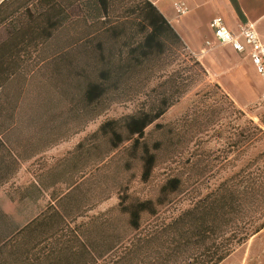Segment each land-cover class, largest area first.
I'll list each match as a JSON object with an SVG mask.
<instances>
[{
    "label": "trees",
    "instance_id": "obj_1",
    "mask_svg": "<svg viewBox=\"0 0 264 264\" xmlns=\"http://www.w3.org/2000/svg\"><path fill=\"white\" fill-rule=\"evenodd\" d=\"M5 27L11 37L0 43V75L14 80L19 55H27L29 79L42 73L51 83L47 92L33 90L51 118L59 83L67 84L66 94L77 92L67 113L88 110L85 125L107 109L104 103L134 104L132 114L105 121L79 143L80 158L88 155L87 168L78 162L80 173L93 177L95 165L129 143V152L140 150V182L148 183L163 154L161 142H147L146 129L163 130L156 122L208 76L158 9L148 0H4ZM195 97L198 106L178 121L186 125V170L167 176L155 198L121 200L91 217L53 212L9 232H1L0 213V264H220L262 231L264 119L248 118L216 84ZM13 109L22 110L17 102ZM38 113L29 122H38ZM12 125L21 122L0 121V131ZM31 131L64 133L52 126ZM211 141L219 146L213 158L205 150Z\"/></svg>",
    "mask_w": 264,
    "mask_h": 264
},
{
    "label": "crops",
    "instance_id": "obj_2",
    "mask_svg": "<svg viewBox=\"0 0 264 264\" xmlns=\"http://www.w3.org/2000/svg\"><path fill=\"white\" fill-rule=\"evenodd\" d=\"M148 1L180 36L207 75L220 76L216 83L228 91L227 95L237 106H249L259 101L264 83L251 62L228 46L208 50L205 42L213 41L209 22L215 16L222 17L232 33H237L242 25L254 24L264 39V0ZM178 2L188 8V13L182 17H177L173 9ZM9 106L12 107L10 116ZM9 106L6 118L3 116L0 121L9 124L18 119L21 126L12 125L10 129L0 131V196H5L8 206L5 213L0 212L5 219L1 223V232L26 226L53 212L62 215L65 210L68 214H77L72 210L79 208L78 195L88 193L90 175L87 171L80 173L82 170L78 166L81 154L78 145L84 138L31 131L26 125L30 121L29 109L25 115V105L18 104L22 110L16 115L14 104ZM85 155L87 168V150ZM90 184L92 188L93 182Z\"/></svg>",
    "mask_w": 264,
    "mask_h": 264
},
{
    "label": "rangeland",
    "instance_id": "obj_3",
    "mask_svg": "<svg viewBox=\"0 0 264 264\" xmlns=\"http://www.w3.org/2000/svg\"><path fill=\"white\" fill-rule=\"evenodd\" d=\"M8 28H0V43L4 42L11 35L8 33ZM21 53L17 60V66L20 69V74L12 81L6 80L4 74L0 75V92L4 88V95L0 96V107L5 109L11 104H24L25 115L27 109L30 111V118L33 117L35 111L39 112L38 122H29V129H47L52 126L55 130L64 132L65 134H72V138H86L92 131H97L102 123L107 120L119 119L126 115L132 114L135 111L134 104H107V109L95 120L88 122L86 125L82 122L85 119L89 120L88 110L80 113H67L68 104L70 101H77V92L72 91L65 93L66 83H59L57 87L60 89L54 96L56 106L53 109L56 113L55 118H51L46 111L42 100L43 97H36V89L47 92L51 90V83L42 75L38 74L35 78L29 79L28 68L31 59L27 55ZM220 76H207L205 82H198L194 85L193 90L182 97L178 103L173 105L163 117L156 122L163 126V130H156L154 125L146 129V139L149 144L153 142L162 143V157L159 160L157 168L151 180L143 184L140 182L141 163L137 159L140 155V150L136 152H129L130 144L127 143L115 152L113 158L106 159L103 164L95 165V173L93 177L89 178L88 190L86 196L78 195L77 201L80 202L78 209H73L74 213H87V216H95L98 213H103L108 209L115 207L119 201L126 200L127 202L135 200H144L146 198H155L158 194L160 185L165 178L171 174H175L180 170H186V125L180 127L178 121L186 117V113L190 109L195 108L198 104L195 94L206 89L207 84H216V80ZM60 82V81H59ZM221 88V87H220ZM226 94L228 91L221 88ZM24 90L23 95L19 96L18 92ZM35 90V91H33ZM64 91V92H63ZM22 94V93H21ZM248 118L255 123L259 122L260 118L264 119V86L262 85V92L260 99L253 105L238 106ZM43 113L44 115H39ZM80 131V132H79ZM75 132H78L75 134ZM96 144L103 152L107 151L104 138H97ZM205 150L210 152L211 157L217 156L219 150L218 144L215 141L208 142L205 145ZM95 156L97 151L95 150ZM83 155V154H82ZM81 157L78 162L84 161ZM77 164V163H76ZM96 164V163H95ZM91 166V163L89 162ZM93 174V173H92ZM215 180H211L210 183ZM90 182H93L91 188ZM186 195L179 196L177 200L180 202L184 200ZM101 204H99L101 201ZM83 206H85L83 208ZM181 206V204H180ZM8 206L6 205L5 196H0V212H6ZM77 211V212H75ZM125 216H120L119 227L122 228ZM149 223L154 224L153 220ZM220 264H264V229L256 235L249 238L244 244L238 246L234 252L227 257Z\"/></svg>",
    "mask_w": 264,
    "mask_h": 264
},
{
    "label": "built area",
    "instance_id": "obj_4",
    "mask_svg": "<svg viewBox=\"0 0 264 264\" xmlns=\"http://www.w3.org/2000/svg\"><path fill=\"white\" fill-rule=\"evenodd\" d=\"M3 1L0 0V4ZM173 9L177 17L188 13L187 6L181 2L176 3ZM209 28L213 35V41H206V48L210 50L231 47L238 55L251 62L264 83V39L257 33L254 24L242 25L237 33H232L222 17L215 16L209 22Z\"/></svg>",
    "mask_w": 264,
    "mask_h": 264
}]
</instances>
